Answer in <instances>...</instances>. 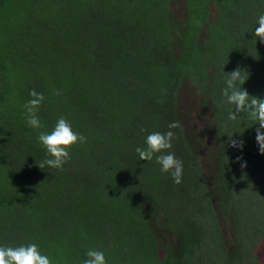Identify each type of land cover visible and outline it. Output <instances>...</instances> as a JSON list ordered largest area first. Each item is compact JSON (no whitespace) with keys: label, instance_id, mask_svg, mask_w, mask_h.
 Returning <instances> with one entry per match:
<instances>
[{"label":"trees","instance_id":"16d2710c","mask_svg":"<svg viewBox=\"0 0 264 264\" xmlns=\"http://www.w3.org/2000/svg\"><path fill=\"white\" fill-rule=\"evenodd\" d=\"M260 14L264 0H0V245L36 243L52 264L89 249L108 264H264L258 125L230 120L222 96L239 68L264 99ZM31 89L42 129L24 118ZM61 116L87 142L40 169L37 136ZM175 121L178 185L135 151Z\"/></svg>","mask_w":264,"mask_h":264},{"label":"clouds","instance_id":"9594fccd","mask_svg":"<svg viewBox=\"0 0 264 264\" xmlns=\"http://www.w3.org/2000/svg\"><path fill=\"white\" fill-rule=\"evenodd\" d=\"M257 25L254 36L264 42V14L257 17ZM242 72L237 68L228 73L222 96L227 104L234 106V110L229 112L230 120L235 121L239 114L246 113L251 120L256 122L258 125L256 141L260 153L264 154V99L250 96L243 88L248 76L246 77ZM238 85H242V87H238ZM54 95L61 96L62 91L57 89ZM29 96L31 98L23 105L25 121L31 129H42L43 125L38 112L46 97L43 92H37L35 89L29 91ZM181 127L179 121L171 122L168 124L169 131L148 134L145 139V147L135 149L141 161L151 162L155 157L156 163L160 165L161 173L169 174L177 185L182 183L183 162L175 156L174 152L170 151L173 147L172 141L178 139L176 133L171 129ZM141 131H147V129H141ZM232 136H229V139L232 146L236 147L237 142L232 140ZM37 140L47 154L46 159L37 160V166L40 169L48 167L63 170V166L71 160L72 148L77 144L86 143L87 137L74 131L71 123L61 116L57 119L51 132L40 131ZM0 264H52V260L40 251L36 243L21 244L15 247L0 245ZM82 264H108V261L103 251L89 249Z\"/></svg>","mask_w":264,"mask_h":264},{"label":"rangeland","instance_id":"374dc122","mask_svg":"<svg viewBox=\"0 0 264 264\" xmlns=\"http://www.w3.org/2000/svg\"><path fill=\"white\" fill-rule=\"evenodd\" d=\"M188 109L187 108H184V110H190L191 111V116L189 117L190 119H189V124L191 125V126H197L198 125V122H199V115H198V110L197 109H195V105L191 102V103H189L188 104ZM184 113H185V111H184ZM231 230H230V228L228 227V226H226L224 229H223V235L224 236H228V237H231ZM227 246L228 247H231V246H233L232 245V240L230 239V238H228L227 239ZM262 247V246H261ZM259 249H262V248H259ZM258 253H259V256H261V258H263L264 259V251H262V250H259L258 251Z\"/></svg>","mask_w":264,"mask_h":264}]
</instances>
